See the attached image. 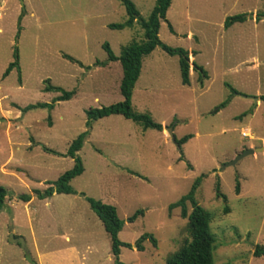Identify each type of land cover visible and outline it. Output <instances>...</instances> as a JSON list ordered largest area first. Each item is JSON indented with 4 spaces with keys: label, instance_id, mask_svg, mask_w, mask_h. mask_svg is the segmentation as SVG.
Here are the masks:
<instances>
[{
    "label": "rangeland",
    "instance_id": "obj_1",
    "mask_svg": "<svg viewBox=\"0 0 264 264\" xmlns=\"http://www.w3.org/2000/svg\"><path fill=\"white\" fill-rule=\"evenodd\" d=\"M129 1L145 19L155 0ZM257 14L263 0H171L157 36L188 52L189 84L180 82L177 56L155 48L142 58L130 98L134 113L161 126L157 132L119 115L85 127L86 110L121 101L120 66L107 62L101 45L118 57L143 40L138 22L108 27L127 18L120 0H0V264H116L90 200L113 206L122 222L117 237L130 248L119 249V263L164 264L186 239V220L167 206L200 176L194 200L210 216L213 264H264L252 256L264 248V102H254L264 95V18L254 24ZM235 15L246 19L224 29ZM189 56L206 73L201 83ZM15 60L18 69L3 76ZM60 91L73 94L52 104ZM36 104L53 107L23 111ZM85 130L77 152L83 171L70 192L38 199L34 190L72 167L66 150ZM245 131L250 138L240 136ZM184 136L178 148L174 140ZM248 146L252 154L228 165ZM136 210L142 214L128 222Z\"/></svg>",
    "mask_w": 264,
    "mask_h": 264
},
{
    "label": "trees",
    "instance_id": "obj_2",
    "mask_svg": "<svg viewBox=\"0 0 264 264\" xmlns=\"http://www.w3.org/2000/svg\"><path fill=\"white\" fill-rule=\"evenodd\" d=\"M264 1V0H263ZM123 4L126 12V20L122 24L108 25L111 29H123L125 27H131L134 22H138L142 30L143 40L139 43L130 42L124 46L118 57H115L108 45L103 43L101 45L102 50L106 54L107 62H118L121 69V77L118 84V92L121 96V101L115 104H111L106 107L93 108L85 111V127L88 128L91 122L96 120L111 116L119 115L126 120H130L134 124L140 126L142 130H155L160 132L162 130L161 126L157 123H154L147 115L134 113L130 107V98L131 92L136 82L141 60L143 57L150 54L155 48H160L164 53L169 56H177V64L179 70L180 82L182 85L189 84V64H188V52L180 48H170L158 39V28L159 22L164 20L166 10L168 9L171 0H155L152 9L150 10L148 16L145 19H140L133 4L129 0H120ZM259 18H264V14H257L255 20ZM246 19L245 15H235L231 17H226L223 22V28L227 29L235 23H242ZM168 29L171 31V27L168 25ZM63 58L74 62V60L66 55H63ZM95 64H99L95 62ZM18 69L16 60L9 63L3 73V76H6L11 69ZM192 69L197 71V81L201 83L203 79H206V73L198 66L192 63ZM45 91H59L58 88L47 85L44 88ZM232 93V89L230 90ZM60 95L55 97L52 100V104L55 102L66 101L72 96V92H63L60 91ZM259 100L264 102V95L258 97ZM228 100L224 101L219 105V108L224 107L227 104ZM47 104H36L28 105L23 108V111H26L30 108L39 107V108H48L51 109L53 105ZM217 108V109H219ZM87 130L79 133L69 144L65 155L72 159V167L62 173L52 184L48 186L42 192L34 190L33 193L38 199H43L51 196L53 193H69L70 188L68 183L75 177L79 176L82 171V163L80 158L77 156V152L82 146L84 138L87 136ZM190 136H184L179 140H174L177 147L179 148ZM48 151L47 149H44ZM202 176L194 179L188 192L181 196L177 201L169 204L167 210L171 211L172 209H179V216L182 219L186 220L184 229L186 232V239L183 240L182 244L179 246V249L169 255L164 264H213L212 260V250L214 239L209 231L210 216L209 214L200 207L194 200V193L196 188L199 185L200 179ZM235 193H238V185H235ZM215 194L217 197H220L225 201V197L219 192L218 183H216ZM6 197V190L0 186V209L3 206L4 199ZM20 200L24 203L30 200L29 195H20ZM90 208L93 213L96 215L99 220L102 229L107 234L109 238L110 253L114 257L116 264H121L118 262L117 257L119 255L120 247L130 248V245L127 243H122L118 240L117 234L121 230L122 222L118 219L115 208L111 205L101 204L100 202L89 201ZM187 205L189 211H187ZM223 212L226 214L227 208H223ZM141 210H136L128 219V222H133L137 216L141 215ZM148 238L147 235H142L138 241L135 243L137 248L138 243L142 240ZM151 242L154 244V240L150 238ZM253 257L264 256V248L256 246L252 252Z\"/></svg>",
    "mask_w": 264,
    "mask_h": 264
},
{
    "label": "water",
    "instance_id": "obj_3",
    "mask_svg": "<svg viewBox=\"0 0 264 264\" xmlns=\"http://www.w3.org/2000/svg\"><path fill=\"white\" fill-rule=\"evenodd\" d=\"M249 16H250V15H249ZM256 100H257V98L254 99V102H255ZM164 130L167 131L168 135H169L170 138L173 140V137H172V135H171V130H170V129H166V128H164ZM252 153H253V150H252V149H246V150H244L241 154L236 155V156L234 157V159L228 163V165H233V164H235V162H236L237 160H239L240 158H242V157H244V156H246V155L252 154ZM9 241H10V242H14L15 239H13L12 237H10V240H9ZM19 242H20L21 246L24 248V246H23V240H22V239H19ZM133 247H134V246H133Z\"/></svg>",
    "mask_w": 264,
    "mask_h": 264
},
{
    "label": "crops",
    "instance_id": "obj_4",
    "mask_svg": "<svg viewBox=\"0 0 264 264\" xmlns=\"http://www.w3.org/2000/svg\"><path fill=\"white\" fill-rule=\"evenodd\" d=\"M170 3H171V2H170ZM166 11H167V10H166ZM262 19H263V18H260V20H262ZM260 20H259V21H260ZM253 23H254V24L256 23V20H255V19H254ZM189 58H190V60H191L190 65H192V57L189 56ZM258 97H259V96H258ZM257 101L259 102V98H257V100L255 101V103H256ZM241 133H242V132H241ZM245 133H247L248 136H249V138H250L249 133H248L247 131H245ZM249 147H251V146H248L247 148L250 149ZM261 149H262L261 151L263 152V148H261ZM118 233H119V232H118ZM117 235H118V234H117ZM120 248H122V247H120ZM124 248H125V247H124Z\"/></svg>",
    "mask_w": 264,
    "mask_h": 264
},
{
    "label": "built area",
    "instance_id": "obj_5",
    "mask_svg": "<svg viewBox=\"0 0 264 264\" xmlns=\"http://www.w3.org/2000/svg\"><path fill=\"white\" fill-rule=\"evenodd\" d=\"M240 136H241L242 138L249 137L248 134L245 133V132L240 133Z\"/></svg>",
    "mask_w": 264,
    "mask_h": 264
}]
</instances>
